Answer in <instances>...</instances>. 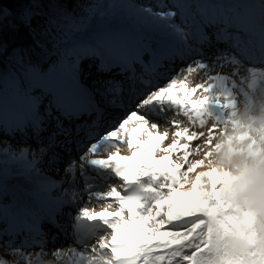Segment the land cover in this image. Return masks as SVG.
Returning <instances> with one entry per match:
<instances>
[{
  "label": "snow or ice",
  "instance_id": "6c2138e0",
  "mask_svg": "<svg viewBox=\"0 0 264 264\" xmlns=\"http://www.w3.org/2000/svg\"><path fill=\"white\" fill-rule=\"evenodd\" d=\"M21 28L42 52L49 40L64 47L50 66L12 48V70L0 72V136L54 131L39 157L6 140L0 154L23 161L42 196L70 188L43 215L0 202V264H264V0H12L0 4V58ZM77 34L90 38L69 43ZM84 60L99 74L87 89ZM176 60L186 63L172 72ZM125 93L132 108L118 123L83 128L97 96L115 106ZM79 131L86 140L65 180H46L38 160L58 136L71 151ZM61 214L74 220L61 229L72 243L48 249L42 224L59 228Z\"/></svg>",
  "mask_w": 264,
  "mask_h": 264
},
{
  "label": "rangeland",
  "instance_id": "374dc122",
  "mask_svg": "<svg viewBox=\"0 0 264 264\" xmlns=\"http://www.w3.org/2000/svg\"><path fill=\"white\" fill-rule=\"evenodd\" d=\"M129 2L132 3H144V4H152L155 3V0H129ZM88 39L87 36H81L80 34H77L75 36H73L68 42L69 43H77L80 42L82 40H86ZM222 45H224L222 43ZM53 47V46H52ZM50 46H48V51L47 52H42L40 50V48L38 47H34L33 46V41H32V37L29 40V42L26 44V46L24 48H27L29 50L28 54L31 57L32 61L35 62H39L41 65H47L50 66L52 63H55L62 55V50L64 47V44L60 45L59 49L56 48H52ZM220 47V46H219ZM221 48V47H220ZM56 60H55V59ZM11 59V57H10ZM38 59V60H37ZM54 61V62H53ZM182 63H186L181 62L180 60L175 61V63H170V69L172 70V72H175L176 69L180 66H182ZM172 64V66H171ZM82 83L84 85V87L90 88L93 85V82L98 78L99 74L96 72V62L91 61V60H84L82 62ZM12 70V66L10 65V67L6 68V69H2L0 68V72H8ZM162 82V81H161ZM6 85L0 84V89L4 88ZM139 87V86H138ZM96 101L99 102L100 107L98 108L99 110H104L106 111L109 115H111V120H108V122L103 123L100 127V131H96L94 128L97 126V124L95 123V118L94 114H92L91 116H88L87 118H84L83 120L86 121V123L83 124V128L87 129L88 131H92L95 134H101L104 131H106L108 128L114 126L116 123L119 122L120 119L123 118V116L132 108V102L129 100L130 103H126V101L124 100V103L122 104H118V105H111L108 102V99H101L100 96H97ZM95 103V102H94ZM115 114V115H113ZM93 118V119H92ZM90 119V120H89ZM89 120V121H88ZM75 123H80L79 121L75 122ZM65 125L68 129H71L73 127V124H69L67 121H65ZM54 131L53 127H49L48 131L44 132L42 134V136L40 137L39 141L34 140L32 138H30V136H21L20 134H17L15 136V138L12 137H7V136H0V140H6L9 141L13 147V149H20L24 146H30L31 149L33 150V152H35V154L39 157L40 153L38 150V145L39 144H49V133ZM76 134V132H72L71 135V143L68 144V147L71 149V151H67L65 150V148L61 147V145H65L68 143L67 139L64 136H58L56 139L59 140V144H53L49 150L47 151V153L45 155L42 156V158H40L37 162V167L41 170V172L44 174V177L46 180L48 181H52V182H62L65 180V173H64V168L67 165V163L69 162L70 159L74 158V157H78L79 155V151H77V147H76V141H73L72 138L74 137V135ZM83 139H86V136H82ZM80 149H82V143L80 142ZM76 149V151H75ZM58 154L59 155V160L58 161H53V154ZM123 154L127 155L128 153L125 151ZM32 156L29 155L28 156V160H31ZM23 165L24 162L23 161H19V162H15L10 160L7 156L0 154V176H4V177H16L17 175H21L22 173H24L23 171ZM105 179H108V175L106 177L105 175ZM0 182H2L4 189L6 190V195L3 196L2 198H0V202H2L4 205L10 206L13 203V196L11 194V192L9 191V186L12 185V181H8V180H0ZM112 182L115 183H119L118 181H115L114 179L112 180ZM63 184H65L63 186ZM80 187H82V185H80ZM104 187V182L101 181H97V188L102 189ZM70 185L67 183H59L58 186L52 190L51 192V203L50 206H53V201L57 198L61 197V190L62 189H69ZM84 206L87 207H94L96 208L97 211L100 210V205L98 204H94L91 203L87 200V198L84 199L83 201ZM64 212L68 213L71 212L72 216L74 217L77 212H76V208L75 207H64ZM60 222V219H64L65 224L62 225L58 222L59 224V228L52 226L53 231H56L57 234V238H55V240L53 241L52 239H49V243H48V249H52L54 247H66V239L69 242V244L72 243L70 238H66L63 235V232L61 231V229H64L66 227H68V225L72 222H74V220H70L69 217L67 215H58L56 216ZM48 225L47 224H42L43 229H47ZM0 227H3V225H0ZM71 232V229L69 228V233ZM29 236H31L32 238H37L35 236V233H29ZM23 237H21L22 239ZM17 244L20 243V239H17L16 241ZM68 244V245H69Z\"/></svg>",
  "mask_w": 264,
  "mask_h": 264
},
{
  "label": "bare ground",
  "instance_id": "6f19581e",
  "mask_svg": "<svg viewBox=\"0 0 264 264\" xmlns=\"http://www.w3.org/2000/svg\"><path fill=\"white\" fill-rule=\"evenodd\" d=\"M89 39L90 37L87 36ZM221 48L225 47V45H222V43L219 45ZM177 61V60H176ZM186 62V61H185ZM172 66V64H171ZM167 67H170V63L167 64ZM127 86V85H125ZM129 94L125 93V101L126 103H130L129 99H127V96ZM115 115V114H113ZM88 115H85L82 119L87 118ZM95 123L97 126L94 128L96 131H100L101 125L103 123L106 124L108 120H111V115H109L104 110H97L96 113H94ZM92 118V119H93ZM90 120V119H89ZM88 120V121H89ZM107 177V174H106ZM10 180L12 181V185L9 186V191L11 192L13 196V203L10 205V210L13 206L19 207L22 205H27L28 207L32 208L34 211H36L38 214H45L50 211V209L53 206H50L51 203V192L54 190L59 183L56 184L55 187L50 188V190L47 192L46 196H42L40 192L37 189L36 181L28 176L26 173H22L21 175H17L16 177H4L0 176V180ZM65 184H63L64 186ZM56 221L59 222L58 218L56 217ZM44 224H47V229H43L44 233L46 234V239H52L53 237L57 238L56 231H53L52 229V223L47 222L46 220L43 222ZM60 224L64 225L65 221L64 219H60ZM52 225V226H51ZM66 241V245L69 244V242Z\"/></svg>",
  "mask_w": 264,
  "mask_h": 264
},
{
  "label": "trees",
  "instance_id": "16d2710c",
  "mask_svg": "<svg viewBox=\"0 0 264 264\" xmlns=\"http://www.w3.org/2000/svg\"><path fill=\"white\" fill-rule=\"evenodd\" d=\"M79 2H82V0H77V3H79ZM0 4H2L5 8H8V7H11L12 0H0ZM65 7H67L69 9V11H78V9L76 8V4H72V5L66 4ZM41 23H42V21H41ZM35 26H36V21L33 22V27H35ZM8 39H9L8 53L5 54V56L3 58H0V68H2V69H6V68L10 67V65H11L9 63V60H10V57H11L12 48L25 47L26 44L31 39V36L28 34V30L27 29L21 28L19 33H17L14 36H9ZM45 43H46L47 47L48 46H50V47L53 46V42L50 41V40L46 41ZM52 48H55V47H52Z\"/></svg>",
  "mask_w": 264,
  "mask_h": 264
}]
</instances>
